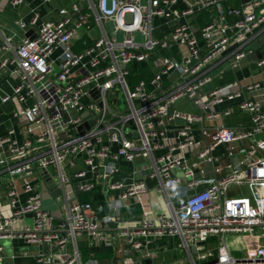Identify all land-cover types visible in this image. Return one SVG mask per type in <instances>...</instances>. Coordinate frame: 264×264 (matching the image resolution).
<instances>
[{"label": "built area", "instance_id": "2783aa9c", "mask_svg": "<svg viewBox=\"0 0 264 264\" xmlns=\"http://www.w3.org/2000/svg\"><path fill=\"white\" fill-rule=\"evenodd\" d=\"M240 2L81 0L47 21L31 7L16 21L27 35L0 27V80L14 81L11 93L0 88V108L14 105L24 136H0L10 154L0 159L9 211L0 239L38 246V264H82L81 242L143 264L152 245L177 238L198 264L217 237L216 264H264V0ZM25 3L0 0V10ZM133 67L148 78L131 83ZM235 110L250 114V128L224 124ZM37 172L42 186L18 188ZM45 174L46 191H60L54 211ZM96 188L106 217L79 198ZM26 217L33 226L14 234ZM227 237L263 244L234 256Z\"/></svg>", "mask_w": 264, "mask_h": 264}, {"label": "crops", "instance_id": "0c3cea01", "mask_svg": "<svg viewBox=\"0 0 264 264\" xmlns=\"http://www.w3.org/2000/svg\"><path fill=\"white\" fill-rule=\"evenodd\" d=\"M232 1L234 2L237 0ZM75 2H81V0H52L51 2L46 4L42 3V0H26L25 5L17 10H12L6 6L3 11L0 10V27L7 34L16 33L21 37L24 36L26 32L18 28V26L16 25V21L22 16L29 18L27 14L31 7H39L43 20L47 21L56 19L58 16V11L61 7H70ZM1 4H3V0H1ZM231 79L233 78L231 76H228L226 81H229ZM13 85L14 81L12 80H9L8 82H6L5 78H1L0 80V88H2L4 93H11ZM13 109L14 105L11 103L3 104V106L0 108V136L6 135L9 129L14 128L15 139L21 141L23 140L24 136L22 129L19 126L18 120L15 119L12 115ZM223 122L226 125L245 128H250L252 124L250 114L239 112L238 110H235L232 116L226 118ZM2 158L10 159V154L7 152L6 148L0 150V159ZM1 170L2 167L0 165V213L8 214V201L5 195L8 176L2 173ZM41 178L42 177L39 172L35 174V179L26 180L25 178H20L17 182L18 188L21 190L23 188L24 182L26 181H31L32 183H34V185L36 184L42 186L40 182ZM150 198L151 201L155 205H157L156 208L159 211H163V209L159 206L160 200L155 192L151 193ZM25 200L26 195L22 194V202H25ZM136 211L134 210V213L133 211L128 212V215L136 216ZM28 220H31V222H33L31 217H26L25 219L18 222V224L13 229V233L16 235L20 234V232L23 231L26 225L32 227L28 224ZM228 241L231 244L232 251L236 252L237 254H243V250L245 248H255L256 246L263 244V240L261 238L257 241L245 238L244 240L240 239L234 242V239L229 237ZM2 242H4L3 245ZM82 244L86 243L81 242L80 245ZM0 247H2L4 250V258L0 260V264H38L37 258L40 250L38 246L30 245L18 238L13 239L12 237H10L8 238V240L5 239L3 241H0ZM208 247L212 249L213 255L207 260L198 262V264H216L220 261V259L225 260L222 249L220 250L217 237H212L209 240ZM152 248L157 251L155 258L153 260H146L143 262V264H191L187 253L179 248V240L177 238L174 240L168 238L162 239L157 242V244L152 245ZM123 261L126 264H138L135 259V254L132 252H128L123 257ZM94 262H96L97 264H118L113 256L110 259L106 260H100L91 257L87 262H82V264H94Z\"/></svg>", "mask_w": 264, "mask_h": 264}, {"label": "trees", "instance_id": "16d2710c", "mask_svg": "<svg viewBox=\"0 0 264 264\" xmlns=\"http://www.w3.org/2000/svg\"><path fill=\"white\" fill-rule=\"evenodd\" d=\"M228 4L234 5V6H239L240 1H232L228 0ZM87 40V39H86ZM89 42V40H88ZM134 73L137 74L136 78H133L131 83H134L137 80L140 79H147L149 76V73L143 69H136L134 68ZM151 76V74H150ZM80 200L83 202H90L92 203L96 208L100 209V215L101 217H106L108 214V209H107V201L105 197L101 194L99 188L94 189L90 193H82L79 196ZM80 253H81V260L83 263L87 262L91 257H94L96 259H110L113 256V250L110 248H91L87 246L86 244L80 245Z\"/></svg>", "mask_w": 264, "mask_h": 264}, {"label": "water", "instance_id": "95a60500", "mask_svg": "<svg viewBox=\"0 0 264 264\" xmlns=\"http://www.w3.org/2000/svg\"><path fill=\"white\" fill-rule=\"evenodd\" d=\"M246 1V0H243V2ZM264 38V36H263ZM260 40H262V38H260ZM256 47V46H255ZM45 177V181L47 182V185L45 184L43 186V191H44V204L52 211H54L56 209L55 205H54V202H53V197H57L58 194L60 193L59 189L57 187H55L53 190H51L49 193L46 191L47 189V186L48 188H52L53 187V183L51 182V179L49 176H47V174L44 175ZM77 193H79V191L77 190ZM54 215H56L54 213Z\"/></svg>", "mask_w": 264, "mask_h": 264}, {"label": "rangeland", "instance_id": "374dc122", "mask_svg": "<svg viewBox=\"0 0 264 264\" xmlns=\"http://www.w3.org/2000/svg\"><path fill=\"white\" fill-rule=\"evenodd\" d=\"M111 30H112V27L110 26ZM123 38V34L122 33H119L118 34V40H122ZM137 39L138 41H141L142 40V37L137 34ZM177 109L180 110V111H184V112H189V113H194L195 112V108L189 103V102H186V101H179L177 103ZM28 224L33 226V222H31V220H28ZM5 239H0V241H3ZM8 240V239H6ZM4 244V242H2V245ZM233 255L234 256H241V254H237L236 252H233Z\"/></svg>", "mask_w": 264, "mask_h": 264}]
</instances>
